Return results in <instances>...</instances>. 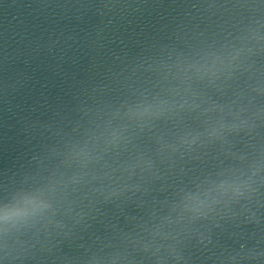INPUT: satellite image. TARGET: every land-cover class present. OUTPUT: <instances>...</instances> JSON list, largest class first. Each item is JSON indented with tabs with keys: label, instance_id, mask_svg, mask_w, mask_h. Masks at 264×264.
I'll return each instance as SVG.
<instances>
[{
	"label": "water",
	"instance_id": "water-1",
	"mask_svg": "<svg viewBox=\"0 0 264 264\" xmlns=\"http://www.w3.org/2000/svg\"><path fill=\"white\" fill-rule=\"evenodd\" d=\"M0 264H264V0H0Z\"/></svg>",
	"mask_w": 264,
	"mask_h": 264
}]
</instances>
